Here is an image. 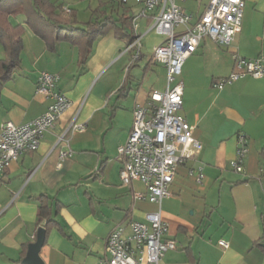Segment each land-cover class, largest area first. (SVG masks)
Returning a JSON list of instances; mask_svg holds the SVG:
<instances>
[{"label":"crops","instance_id":"obj_1","mask_svg":"<svg viewBox=\"0 0 264 264\" xmlns=\"http://www.w3.org/2000/svg\"><path fill=\"white\" fill-rule=\"evenodd\" d=\"M59 19L78 26L92 19L110 23L97 37L84 63L78 45L58 39L54 48L25 21L22 23L21 63L11 77L0 79V128L13 120L25 123L42 114L51 99L36 92L42 70L60 75L57 89L72 105L54 128L46 130L39 147L25 151L0 172V264H18L36 239L45 219L40 200L51 207L40 254L46 264H100L107 256V238L117 225L129 229L131 220H146L159 209L147 198L140 180L120 179L118 146L133 123L136 104H149L152 90L167 85V70L152 58L164 35L153 27L152 14L138 16L142 52L128 48L134 35L132 17L142 5L133 0H51ZM197 21L209 0H176ZM242 28L230 45L204 37L183 65L184 101L181 112L194 124L203 143L193 158L180 163L161 213L168 236L177 246L159 264H264V75H245L222 88L216 82L235 69V55L264 59V0H245ZM5 49L0 42V58ZM75 118L85 129L67 132L69 145L58 135ZM248 138L244 170L230 161L238 134ZM71 154L61 158L62 150ZM203 167L199 182L191 168ZM45 227V226H44ZM228 241V246L218 243Z\"/></svg>","mask_w":264,"mask_h":264},{"label":"built area","instance_id":"obj_2","mask_svg":"<svg viewBox=\"0 0 264 264\" xmlns=\"http://www.w3.org/2000/svg\"><path fill=\"white\" fill-rule=\"evenodd\" d=\"M142 5L138 15L132 17L133 39L128 45L133 57L142 52V35L138 32V16L152 14V27L164 35V40L153 47L152 58L165 65L167 85L163 90H152L149 104H136L129 135L118 146L121 161L120 179L124 184L140 180L145 190L136 191V198H147L159 205V209L146 213V220H131L126 226L119 224L107 238V256L100 264H159L169 249L177 246L176 239L168 236L169 224L163 219L161 204L170 195V183L177 166L195 152L203 143L194 135V124L181 112L184 101L183 65L195 52L204 37L221 45L233 43L242 28L245 0H209L201 17L191 22L192 15L176 0H137ZM264 75V59L235 55V69L216 82L222 88L228 82L245 75ZM60 75L42 70L37 79L36 92L51 99L46 110L31 121L16 123L7 120L0 128V172L25 151L36 150L46 130L54 128L62 114L72 105V100L57 89ZM84 122L73 118L58 135L69 145L67 132L85 129ZM248 152V138L238 134V147L230 165L237 171L244 170V157ZM71 154L70 149L61 151V158ZM201 182L205 176L203 167L190 169ZM218 243L228 246L221 238Z\"/></svg>","mask_w":264,"mask_h":264},{"label":"trees","instance_id":"obj_3","mask_svg":"<svg viewBox=\"0 0 264 264\" xmlns=\"http://www.w3.org/2000/svg\"><path fill=\"white\" fill-rule=\"evenodd\" d=\"M51 0H0V42L5 49V56L0 58V79L12 76L13 70L21 63L22 33L25 25L14 24L9 16L24 14L26 23L54 48L58 39H66L78 45L80 62L84 63L92 50L94 40L106 33L110 23L106 20L92 19L81 27L59 19ZM133 39L130 38L129 41ZM40 219H45V228L53 223L51 207L45 200L38 205ZM47 232V231H46ZM264 235V234H263ZM18 264H25L21 259Z\"/></svg>","mask_w":264,"mask_h":264},{"label":"water","instance_id":"obj_4","mask_svg":"<svg viewBox=\"0 0 264 264\" xmlns=\"http://www.w3.org/2000/svg\"><path fill=\"white\" fill-rule=\"evenodd\" d=\"M46 228L40 226L37 230L36 239L28 244L26 255L23 258L25 264H46L40 251L45 242ZM264 245V244H263Z\"/></svg>","mask_w":264,"mask_h":264},{"label":"rangeland","instance_id":"obj_5","mask_svg":"<svg viewBox=\"0 0 264 264\" xmlns=\"http://www.w3.org/2000/svg\"><path fill=\"white\" fill-rule=\"evenodd\" d=\"M133 1L136 2V3H138L137 0H133ZM138 5H139V3H138Z\"/></svg>","mask_w":264,"mask_h":264}]
</instances>
